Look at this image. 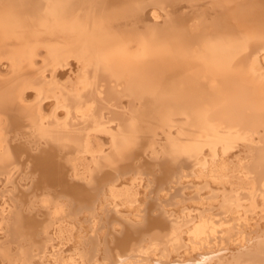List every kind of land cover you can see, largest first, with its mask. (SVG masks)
<instances>
[{
	"label": "bare ground",
	"instance_id": "1",
	"mask_svg": "<svg viewBox=\"0 0 264 264\" xmlns=\"http://www.w3.org/2000/svg\"><path fill=\"white\" fill-rule=\"evenodd\" d=\"M67 61L78 71L64 78L56 65ZM26 128L39 150L28 157L32 191L45 188L47 213L39 223L9 185L0 264H264V0H0L9 181L25 151L10 134ZM53 152L74 155L60 163ZM139 161L178 186L145 211L142 173L116 179L119 228L93 202ZM83 207L88 228L74 216ZM109 224L112 235L101 230Z\"/></svg>",
	"mask_w": 264,
	"mask_h": 264
},
{
	"label": "rangeland",
	"instance_id": "2",
	"mask_svg": "<svg viewBox=\"0 0 264 264\" xmlns=\"http://www.w3.org/2000/svg\"><path fill=\"white\" fill-rule=\"evenodd\" d=\"M185 4V3H184ZM187 7H189L190 5H186ZM150 8V7H148ZM151 8L148 10L147 9V14H148V18L149 20L152 18L151 16ZM70 61H67V63H69ZM74 63V62H73ZM71 64V62L69 63L70 65H72V67H68L67 64H61V65H56V68H58V73L61 74V72H64L62 73L60 76L64 78L69 76L70 73L73 74V71L75 70L76 73H77V68L78 67H75L76 65L74 64ZM64 65V66H63ZM71 68H74V70H72V72H69V70ZM74 71V72H75ZM67 74V76L65 75ZM48 101V100H47ZM51 108L52 106L47 110L48 113H51ZM27 128L21 133L20 136L18 137H12L14 136L13 134H10L11 135V140H12V143H15L13 145L15 146H18V145H21L25 151H23L24 153L19 155L18 158L16 159V168L14 170V173L11 175L12 178H10V181L6 178L3 177V175L0 176V202L4 199V197H6V189H9L10 186L14 185L15 186V191H16V194L17 195H21L24 199L23 201H20V205H21V208L22 209H25L26 212L29 214H33L37 216L38 214V218L37 220L39 221V223L41 222V220L44 218V214L47 213V210L45 209V207L43 206L42 204V200L43 198L46 196L45 193L47 192L45 190V188L40 192V191H36L33 192L32 190H34L33 188V179L36 177V174L34 173L35 171H33L34 169L32 167V165L29 166L30 164V161L28 160L29 158V154H30V157L31 156H35L37 155V153H39V150L38 148H36L37 144H35V141H34V138H30L31 136L29 134H27L26 131ZM22 137V138H21ZM35 148V149H34ZM32 151H31V150ZM49 149V148H48ZM47 149V150H48ZM54 153V152H53ZM65 154V155H64ZM56 155V153H54V156ZM71 155H74L71 153ZM70 154L68 155V153H62V154H57L55 157L58 158L57 160L60 162V163H65L68 159L69 156H71ZM26 156V158H25ZM146 157L147 159L150 158V155L148 153V151H144L142 157ZM145 159V158H144ZM18 161V162H17ZM132 162V161H131ZM21 163V164H20ZM141 161H139L138 163H132V166L130 167H127L125 169H122L121 171H119L118 173L115 171L112 176L106 180V182L101 186V190H100V195L98 196L97 200L93 202V206L96 204L97 208V212L100 216H104L106 219L107 217L109 218V222L111 220V222H116V224L120 225L119 228H121V224L123 222V219L121 218V216L119 217V215L117 214V212L112 208V205H110L113 201L112 197L110 196L109 193V190H110V187L111 185L116 181V179H125V178H128L130 177V175H132L134 172H141L142 174L139 176V181L141 182L140 184V191H141V204L140 206L138 207L139 209H143L145 211H148L149 210V207H150V203H158V202H161V198L163 199H168L169 197H171V195L173 193H175L176 191V188H177V184L174 181H171L172 179H168L167 181H159V180H155L156 177L159 175V171L157 170V167L155 166H150V167H147V166H140ZM26 164V165H25ZM19 166L21 167V169L19 168ZM27 166V167H26ZM29 167V168H28ZM146 167V168H145ZM137 168V169H135ZM142 168V169H141ZM18 169V170H16ZM70 170V171H69ZM129 170V171H128ZM18 171V173H16ZM22 173H21V172ZM81 171V170H79ZM83 171V170H82ZM81 171V172H82ZM147 171V172H146ZM32 172V173H31ZM133 172V173H132ZM27 173H31V174H27ZM34 173V174H33ZM147 173V175H146ZM66 174H67V179L69 180H73L74 183H78L80 182L79 181V177H76L74 176V171L72 168L68 169L66 171ZM30 175V176H29ZM24 176V177H23ZM3 177V178H2ZM30 177V178H29ZM33 178V179H32ZM141 178L143 180H141ZM2 179V180H1ZM4 179V180H3ZM21 180V181H20ZM5 181V182H4ZM13 181V182H12ZM15 181V182H14ZM20 181V182H19ZM27 181V182H25ZM19 182V183H17ZM17 183V184H15ZM4 184V186L2 187V185ZM11 184V185H10ZM10 185V186H9ZM39 184H36V186H38ZM159 185V186H158ZM11 186V187H12ZM28 186V187H27ZM152 188V189H151ZM156 188V189H155ZM164 188H170L169 190V195L167 196H163V190ZM190 190L191 188H185L184 190ZM56 191V192H55ZM157 191V192H155ZM52 193V195H56L57 196V193L60 191H57V188L55 190V188L53 187V189H50V191ZM29 194V195H28ZM162 194V195H161ZM106 195L108 197H106ZM156 195V196H154ZM163 196V197H162ZM158 197V198H157ZM153 198V199H152ZM62 199V198H61ZM164 204L166 205L165 206V209L169 210V207H171L172 205L170 203H166L164 201ZM134 206V207H132ZM132 206H128L127 207V210L128 212L127 213H130V212H134L137 211L138 208H135L136 205H132ZM105 207V208H104ZM38 208V209H37ZM44 208V209H42ZM153 209V208H152ZM151 209V214L155 216H157V214L160 213L161 210H157L154 208V211ZM43 213H42V211ZM88 210H90V208L88 207H83V209H81L78 213H77V208H76V211H75V215H77V220L79 222V224L81 226H84V228H88L89 225H91V221H90V217H89V214H88ZM40 211V212H39ZM73 211V210H72ZM164 213V212H163ZM119 217V220L117 219V217ZM165 216V218H168L169 217V214L168 212L164 213L163 214ZM79 216V217H78ZM128 216V214H127ZM116 218L117 220H114ZM124 218V217H123ZM89 221V222H88ZM107 223V222H106ZM115 224V223H114ZM106 229L105 225L102 226L101 230H107V233L108 235H110L111 233H115V228L112 227L111 224H109ZM110 229V230H109ZM3 233V230L0 228V235ZM111 234V235H112ZM141 237V236H140ZM140 239V238H139ZM142 240V239H141ZM140 240V241H141ZM16 244H13V246H15ZM14 248V247H13ZM60 259V258H59ZM63 259V258H62ZM61 260V259H60ZM64 261V259L62 260ZM52 264V263H51ZM62 264H65L62 263Z\"/></svg>",
	"mask_w": 264,
	"mask_h": 264
}]
</instances>
